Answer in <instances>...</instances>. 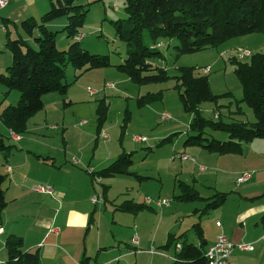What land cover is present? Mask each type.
<instances>
[{
  "label": "rangeland",
  "instance_id": "rangeland-1",
  "mask_svg": "<svg viewBox=\"0 0 264 264\" xmlns=\"http://www.w3.org/2000/svg\"><path fill=\"white\" fill-rule=\"evenodd\" d=\"M81 1L84 2L88 10L84 16L83 25L78 28L79 34L82 35L79 43L91 54L107 55L111 65L80 73L70 64H66L63 79V82L67 84L65 93L56 91L45 93L41 98L43 109L29 118L25 133L19 135L18 139L14 140L0 121V134L4 143L12 147V154L8 159H5L0 153V173H5V168L10 166L13 168V172L8 174L9 177L12 178L14 174V180L10 182L11 180L7 179L3 183V187L11 183V187L17 189L18 187L15 185L20 182H30L35 187L48 186L52 192L55 185H58L57 183H60L62 189L69 185L78 186L82 182L78 178H82L80 173H86L85 175L88 177L87 171L93 170V167L88 166L87 163L92 162L96 169H100L116 159L121 152L132 151L133 162L128 170L143 178L138 179L133 174H127L103 179L105 184H110L108 202L106 203L109 211L99 212L96 210L94 217L96 219L100 216L101 229L108 239L116 245L119 238H122L121 246H123L124 243L129 242L134 233L139 236V228L129 222L128 216H124L128 220L123 221L118 213L113 216L114 210L111 211L113 207L110 202L120 203L122 200L133 198L135 202L145 203L149 197L151 202L147 205L154 210L146 208L147 214L144 215L147 216L138 218L142 234L147 236V246L137 250V252H145L140 256L137 264H167L168 259L159 256V254L163 255L162 253L169 255L174 253L172 245L169 249L163 247L166 242L167 230L178 232L190 229L187 239L188 241L195 240V235L191 231L192 224L198 222L203 229L207 228L212 232L215 217L211 219V215L220 213V210L217 209L207 213L198 211L197 215L194 214L195 216L191 214L190 210L194 206L201 209L204 207V203L200 201L186 203L177 200L175 195L178 193V181L195 185L200 195L206 197L214 192L212 189L214 186L219 190H231L235 186H242L244 183L238 184L236 181L240 174L246 170L255 173V175L257 173V170L248 168L243 170L237 178L232 179L224 174L230 166L221 165L219 161H216L219 157L218 154L212 153L211 158L209 156L199 157L192 152L200 149L197 146H192V151L186 150L184 153L179 151L183 147L186 129L192 114L183 110L178 90L175 88L176 79L174 76L178 75V67H197L208 76L209 88L214 95L221 96L230 92L229 95L219 98L216 104L203 102L200 105L203 117L215 120L214 114L219 113L220 118L226 122L233 118L234 120L252 122L255 119L249 106L245 102H237L242 98V85L234 72L235 63L232 61V57L246 61V57L239 56L240 50L264 52V35L253 33L233 37L216 47L185 53L177 59L174 48L177 42L172 40L169 45L165 42L158 49L163 52L164 59L154 62L159 66H165L170 77L164 82L139 86L132 83L115 67L126 57V45L116 37L113 27V22L127 17L124 12V0H95V3L88 0ZM42 2L45 4L42 8L39 4L35 5L38 10L41 8V13L36 14L37 20L49 9L50 1L42 0ZM66 24L65 16L47 24V28L55 32V46L61 51L66 50L69 43L74 40L67 37ZM19 31L25 36L22 30ZM10 32L11 38L17 36L13 26ZM1 33L0 47L4 55L0 56V72H4L11 63V60L10 63L8 61L11 54L3 45L1 46L3 42L5 44V36ZM147 37L148 34L145 31L143 33L144 40H147ZM206 67H209V70L205 73L203 68ZM106 83H113L114 88H105ZM89 89L96 93H89ZM5 90L6 88L0 84L1 107L15 104L19 99L18 91L11 90L5 94ZM159 91L162 93L160 99L138 106L137 98L139 96L145 95L147 92ZM100 98H104L107 114L99 137L95 140L98 116L96 107ZM237 105L241 111L238 110ZM125 117H129V119H125ZM52 126L54 129L51 128ZM62 130L63 135L61 134ZM102 133L107 135L106 139L102 138ZM188 134L194 135L195 132L188 130ZM21 136L25 140L17 142ZM203 136L223 139L226 134L205 129ZM137 137H144L146 141H136ZM165 138L167 141L160 144L161 140ZM256 141L258 140L253 139L246 145H252ZM36 148L38 149L36 150ZM35 150L50 154V158L38 156V153H34ZM176 154H185L188 158L183 160L174 157ZM208 155L210 154L208 153ZM50 159L53 160L54 167H52ZM73 159L77 160L76 165L72 164ZM237 159L239 162H243V164L238 162V167L246 166L244 161ZM57 165L59 167H56ZM199 166L204 169L199 170ZM18 167L20 169H16ZM70 180L71 183H69ZM97 187L101 188L99 183ZM19 190H24V193L37 192L35 189L31 191L29 187L19 188ZM91 190L89 200L92 194H95L93 187ZM57 192L54 190L49 198L57 196ZM76 194L80 195V193ZM73 195L75 193H71V196ZM113 197L114 200H112ZM7 199L9 200V197ZM79 201L83 202L81 197ZM156 201L164 204L159 207ZM14 203L9 205L5 211V208L0 211V225L6 226L0 234V264H2L1 260L6 259L3 249L6 236L9 234L19 236L28 233V225L31 220L30 215L22 218L19 217L18 211L12 209L22 207L21 211L24 212L27 208L34 210L36 206L29 201L28 196L21 197ZM232 207L233 205L226 206L224 211H230ZM113 218L121 225L113 223ZM141 223L143 224L141 225ZM31 236L30 234L29 237ZM133 257L134 255H131V264H134Z\"/></svg>",
  "mask_w": 264,
  "mask_h": 264
},
{
  "label": "trees",
  "instance_id": "trees-1",
  "mask_svg": "<svg viewBox=\"0 0 264 264\" xmlns=\"http://www.w3.org/2000/svg\"><path fill=\"white\" fill-rule=\"evenodd\" d=\"M87 10L80 0H50L49 9L39 20L30 16L20 20L19 24L12 22L17 33L15 38H11V30L6 29L9 22L1 21L6 29L4 46L11 54V63L4 72H0V84L6 88L5 94L11 90L19 92V99L15 104L0 106V121L9 132L18 135L25 133L29 118L43 109L41 98L45 93H65L67 84L63 79L66 64L80 73L111 65L107 55L89 53L81 47L80 39H77L81 35L78 28L83 25ZM124 12L127 14L125 19L113 22L116 37L126 45V57L115 67L139 86L164 82L170 77L165 66L154 62L164 59L163 52L158 49L165 42L167 45L172 40L177 42L174 46L177 59L185 53L216 47L233 37L253 33L264 35V0H124ZM62 16L67 18V37L74 39L64 51L56 48L55 32L47 28L48 23ZM145 31L148 34L147 40L143 38ZM246 59L241 61L232 57L234 72L242 85V98L237 102H245L249 106L255 119L252 122L234 118L226 122L220 118L219 113L214 114L215 120L203 117L200 109L203 102L216 104L219 98L230 92L221 96L214 95L209 88L208 76L197 67H178V75L174 76L175 88L183 110L192 114L184 145L200 146L208 152L223 154L240 152L242 142L256 138L264 140V52H250ZM161 96V91L147 92L137 98V104L145 105ZM237 108L241 111L239 105ZM96 114L95 140L106 119L107 106L104 98L98 100ZM205 129L224 132L226 137H204ZM188 130L195 134H188ZM165 141L167 138L162 139L160 144ZM11 149L0 134V153L5 159ZM132 154V151H123L101 169L87 171L94 189V179H100L98 183L103 203L106 186L102 184V179L127 174L143 178L128 170L133 162ZM6 178L5 174H0V211L7 204L2 188ZM177 185L178 193L175 198L186 203L203 202L204 207L198 209L201 213L217 210L228 195L226 192L216 191L209 197H203L191 184L178 181ZM116 208L136 214L151 207L146 203L125 200ZM191 231L196 242L187 240V232L168 237L163 247L169 249L172 245L174 249L173 259L168 264H207L205 251L208 243L203 228L195 222ZM176 245H180L179 250H175ZM3 249L6 259L2 264H40L38 250L26 249L21 236L7 235ZM90 261V257L83 255L77 264H90Z\"/></svg>",
  "mask_w": 264,
  "mask_h": 264
},
{
  "label": "crops",
  "instance_id": "crops-1",
  "mask_svg": "<svg viewBox=\"0 0 264 264\" xmlns=\"http://www.w3.org/2000/svg\"><path fill=\"white\" fill-rule=\"evenodd\" d=\"M88 1L95 3V0ZM81 3L84 4L82 1ZM36 4H39L41 8L45 5L42 0H8L6 5L0 7V32H2L5 36L6 29L11 30L13 26L12 22L17 24L18 21L24 18L30 16L35 18L37 13H41V8L38 10V7H35ZM2 20L9 22L6 29L1 24ZM2 45L4 46V42L1 44V46ZM2 55H4V53L0 47V56ZM10 60L11 58L9 57V63ZM61 134L63 135V130L61 131ZM256 139L258 141L248 146L246 145L248 142H242L240 145V152L223 154L215 153L219 156L218 159H216V161L220 162H218L219 164L230 166L224 172L226 177L235 179L243 170L248 168L250 170H257L256 175L253 173V177H251L248 181L243 182L244 184L238 183L242 184V186H235L231 190H219L215 186L214 188L212 187L214 192H226L228 195L223 205L218 208L220 213L211 215V219L212 217H215V221H219L220 225L217 226L214 221V229L212 232L207 228L206 230L203 229V234L208 245L214 242L217 235L222 234L235 245L238 243H251L253 246V249L250 251L240 250L234 246L229 264L264 263V140H259L260 138ZM21 140H25V138L21 136V139L17 142H20ZM197 147L200 148L198 151H192V146L188 147V145L183 144L182 149L179 151L184 153L186 150H191L199 157H210L213 153L206 151L200 146ZM148 148L150 150V147ZM37 149L38 148H36V150ZM36 150L33 152L38 153V156H43L48 159L50 158V154L47 155V153ZM208 153L210 155H208ZM11 154L12 150L6 159H8ZM237 158H239L241 161H244V165L246 166L238 167L237 163L239 160ZM195 159L197 158L195 157ZM50 160L52 167H54L55 164H53V160ZM233 161L234 163H231ZM239 163L243 164V162ZM72 164L76 165V163L73 162ZM87 165L92 166L94 171L99 170L95 168V164L92 162L87 163ZM56 167H59V165ZM16 169H20V167ZM198 169L203 170L204 167L199 166ZM83 171L85 172L86 170L84 169ZM4 172L5 173L0 174H5L7 177L6 180L8 179L11 180L10 182H12V180H14V174L12 175V178H10L8 174H12L13 168L8 166L5 168ZM85 174L80 173L82 178H78L82 182L78 186L69 185L68 187H63L62 189L60 183H57L58 185H55L54 190L58 191V194L54 198H49V195L54 192L53 189L52 192L35 191L36 193H24V190H19V188L29 187L31 191H34L36 187L30 182H20L18 185H15L18 187L17 189H13L11 187V183L6 187L2 186L5 199L9 197V200H6L7 204L4 211L9 205L15 204L14 202L18 201L24 196H28L29 201L36 205L34 210L27 208L24 212L21 211L22 207H14L12 209L19 212V217L23 218L27 215L31 216V220L28 225V233L19 235L23 238L24 247L30 250H38L40 264H77L83 255L91 258L90 264H114L115 262L117 264H131V255H134L133 263L137 264L140 256L145 253L137 252V250L139 248L142 249L141 247L147 246V236L146 234H142V230L138 224V218L141 216L145 218L147 215L144 214H147V210L143 209L136 214L123 212L116 208L119 203L116 201L110 202V205L113 207L111 211L113 212L114 210L113 216L118 213L122 217V221L128 220L124 217L128 216L129 222L133 223L139 228V236L134 233L130 237L129 242L124 243L123 246H121L123 240L122 238H119L117 244L114 245L112 240H109L105 232H103L101 229L100 216L96 219L94 217V211L96 213V210L99 212L103 210L109 211L106 203L108 202V188L110 184H105L102 179V184L106 186L104 203L100 208L95 207L94 209V205L89 200V196L92 193V184L90 178H88L89 176L87 177ZM69 183H71V180ZM191 185L196 189L195 185ZM71 193H75V195L71 196ZM76 193H80V195ZM209 195L206 197H209ZM80 197L82 198L83 202L79 201ZM112 200H114V197ZM125 200H133L135 202L133 198ZM125 200L120 201V203ZM231 205H233V207L230 209V211H224L226 206ZM198 209L200 208L194 206L192 210H190V213L194 215L196 212H198ZM151 210L154 209L151 208ZM197 214L198 213L195 215ZM112 222L121 225V223L114 220V218ZM142 224L143 223H141V225ZM0 227L3 228V231L6 226L0 225ZM171 231L172 230H167L166 241L172 234L177 236L183 232H187L188 236L190 229L178 232ZM30 234L32 235L31 237H29ZM134 236L137 237V243H133L132 239ZM189 241L196 242L197 240L195 237V240ZM131 252L133 253L131 254ZM162 254L163 255L159 254V256L167 258L168 263L173 259L172 255L167 253ZM1 261L3 262L4 260Z\"/></svg>",
  "mask_w": 264,
  "mask_h": 264
},
{
  "label": "built area",
  "instance_id": "built-area-1",
  "mask_svg": "<svg viewBox=\"0 0 264 264\" xmlns=\"http://www.w3.org/2000/svg\"><path fill=\"white\" fill-rule=\"evenodd\" d=\"M8 3V0H0V7L6 5ZM82 37V35L78 36L77 39H80ZM250 54V51L248 50H240V54L239 56L242 57H247ZM204 72L209 70V67L203 68ZM105 88L107 89H113L114 88V84L113 83H106L105 84ZM89 93L94 94L96 93V91L89 89L88 90ZM165 117V116H164ZM51 128L54 129V126H52ZM9 135L14 139H18L19 135L15 134L13 132H9ZM102 138L106 139L107 135L105 133H102ZM136 141H146V139L144 137H140V138H136ZM174 157H179L183 160L187 159L188 156H186L185 154H176L174 155ZM74 163H77V160L73 159ZM253 175V172H243L240 174V176L237 179L238 183H243L248 181ZM98 182H100V179L95 178L93 183H94V187H95V194H92V196L90 197V201L91 203L97 207V206H101L103 204V197H102V192L101 190L97 187ZM36 191L39 192H50L51 189L47 186V187H36L35 188ZM151 202V199L148 197L145 200L146 204H149ZM156 204L160 207L161 205H163L164 203L160 202V201H156ZM216 225L219 226L220 223L216 221ZM2 232V228L0 227V234ZM133 243H137V237L134 236L133 237ZM234 246H236L238 249L240 250H244V251H250L253 249V246L251 243H238V244H233L226 236L220 234L216 237L215 241L208 245L205 251V257L207 260V264H228L229 263V258L231 256V252L232 249L234 248ZM180 249V245H176L175 250H179Z\"/></svg>",
  "mask_w": 264,
  "mask_h": 264
}]
</instances>
